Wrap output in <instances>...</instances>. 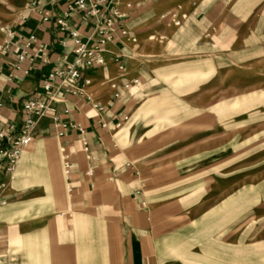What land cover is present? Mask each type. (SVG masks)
Here are the masks:
<instances>
[{
	"label": "crops",
	"instance_id": "obj_1",
	"mask_svg": "<svg viewBox=\"0 0 264 264\" xmlns=\"http://www.w3.org/2000/svg\"><path fill=\"white\" fill-rule=\"evenodd\" d=\"M75 1L0 0V27L12 32L11 47L0 57V130L20 127L28 100H56L59 112L69 110L62 119L84 129L82 135L68 131L58 137L51 119L43 118L13 171L5 175V165L0 164L5 184L1 196L6 200L0 206V264H160V240L169 224L160 220L155 205L167 185L163 174L132 164L126 150L133 125L126 123L139 96H154L157 76L170 75L173 54L196 49L213 61L220 59L221 17L228 10L222 9V0H128L134 4L131 11L120 3L116 8L126 17L115 25L105 65L82 67L78 81H66L104 108L98 112L65 92L61 80L43 89L49 73L66 72L74 61L69 35L59 32L55 20ZM109 1L100 20L111 14L114 2ZM171 15L180 19L179 26L171 24ZM43 16L50 21L43 22ZM95 23L82 12L66 20L67 30L83 36L92 33ZM30 37L34 40L26 48ZM2 40L0 34V44ZM114 59L125 66L123 73ZM18 65L21 70L15 69ZM134 79L136 85L121 89ZM112 85L120 90L119 98L113 96ZM82 140L89 144L87 154ZM65 155L72 165L68 177L62 169ZM88 170L92 177L86 175Z\"/></svg>",
	"mask_w": 264,
	"mask_h": 264
},
{
	"label": "rangeland",
	"instance_id": "obj_2",
	"mask_svg": "<svg viewBox=\"0 0 264 264\" xmlns=\"http://www.w3.org/2000/svg\"><path fill=\"white\" fill-rule=\"evenodd\" d=\"M221 7L220 59L173 54L126 123L132 164L167 185L160 264H264V0Z\"/></svg>",
	"mask_w": 264,
	"mask_h": 264
},
{
	"label": "built area",
	"instance_id": "obj_3",
	"mask_svg": "<svg viewBox=\"0 0 264 264\" xmlns=\"http://www.w3.org/2000/svg\"><path fill=\"white\" fill-rule=\"evenodd\" d=\"M151 0H140V2L147 3ZM114 5L111 6V14L108 17H104L101 20L99 15L103 11V7H108L111 5V1L106 2V0H76L73 4H68L65 9L60 13L59 17L55 20V24L58 27L59 32H67L69 39L73 44V54L74 61L72 66L66 71L55 70L49 73L44 82L43 89L48 91L51 89V85L55 82L61 80V85L64 87L65 92L71 93L75 97H80L89 104L92 109L98 112H103L104 108L97 102L91 100V98L85 96L82 88H74L70 86L66 81L76 82L81 78L80 69L83 68H95L105 65V59L107 54V45L111 42V39L116 34L115 25L118 20H122L126 17L125 14H121L117 10V6L120 3H124V7L127 11H131L134 4L128 0H113ZM32 6H35L33 3ZM74 12H82L86 17L96 19V23L93 27L91 34L83 36L78 31L67 30L66 20ZM41 14V10H39ZM161 19H166L165 15L161 16ZM171 24L175 27L180 25V19L171 15L169 17ZM43 22H49L50 19L47 16L42 17ZM122 36H125L124 31H119ZM0 34L3 35V40L0 44V57L2 54L7 52L11 47V36L12 32L6 26L0 27ZM34 40V37H30L29 42L26 44V48L29 47L30 42ZM40 50L43 49L42 46L39 47ZM25 54H21L18 57V62L24 60ZM117 65V70L123 73L125 66L120 63L117 59H114ZM16 70H21L20 65L15 67ZM26 74V72H24ZM138 83L137 79L132 80L122 86L121 89H128L130 85H136ZM84 84L88 85L89 82L84 80ZM114 89L113 96L119 98L120 90H117L115 85H112ZM52 100L49 102H43L38 100H28L23 104V111L25 118L19 128L14 126H9L6 129L0 130V164L5 165V175H9L16 166V163L21 155V153L32 143L34 129L37 122L43 118H50L54 128L56 129L57 136L63 137L68 131L78 132L79 134L84 133V129L80 124L73 122H65L62 117L69 114L68 109H64L59 112L54 105ZM127 118L124 117V121ZM1 121V116H0ZM101 126L106 128V124L99 120ZM120 125L117 124L118 128ZM82 152L87 154L89 152V144L87 141L82 140ZM71 162L68 156L63 157V174L68 177L71 170ZM88 177H92V170L86 172ZM5 188V184L0 181V206L6 203V200L1 196V191Z\"/></svg>",
	"mask_w": 264,
	"mask_h": 264
}]
</instances>
